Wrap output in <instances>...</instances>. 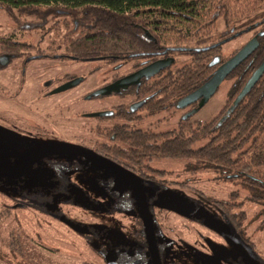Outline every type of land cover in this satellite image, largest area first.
<instances>
[{
    "label": "flooded vegetation",
    "instance_id": "obj_1",
    "mask_svg": "<svg viewBox=\"0 0 264 264\" xmlns=\"http://www.w3.org/2000/svg\"><path fill=\"white\" fill-rule=\"evenodd\" d=\"M262 20L257 19L251 22V18H249L243 21L245 26L242 28H238L239 23L237 25L225 20V29L217 30L216 25L219 36L224 34V37L216 40L217 43L221 41L223 43L213 46L211 50V53L215 51L210 62L213 68L210 73L211 77L222 63L232 58L255 36L259 41V37L264 35V29L259 24ZM247 34L249 36L240 40L241 43L238 46L229 53H223L224 43L240 39ZM216 42L206 46H212ZM252 53L235 69L243 66V68L247 67L244 71H248L249 65L246 67L244 65ZM153 55V57L123 59L118 62L103 60L105 64H114L116 69L111 74L109 70L105 75L108 79L102 82L99 89L138 72L156 60L173 58L171 64L158 73L149 77L144 76L139 81L130 82L122 86L119 92L113 91L105 95L92 96L91 98H99L115 95L117 100L90 112H84L93 118V121L88 122L92 125L88 128L89 135L87 136L78 134L73 139H63L60 136L58 139L43 138L41 142L35 140V137L30 133L12 130L0 124V168L21 164L32 155L50 146L75 144L91 149L94 154L113 161L134 174L138 178V188L95 159L70 153L45 155L32 163L17 177L0 174V187L11 188L10 186L14 183H17L18 187L25 186L27 182L25 176L30 171L32 174L42 175L39 164L44 160V168L52 171L51 180L58 183L56 191H50L49 195H42L38 198L31 197L33 201L29 200L27 204L31 205L37 201L36 203L41 205L40 212L57 221L58 230H62L64 235H68L67 240L63 237L61 245H66V241H71L69 246L76 249L77 252L82 251L75 254V258H78L81 264H264V259H259L255 253V243L248 235V228L244 224L245 219L243 225L240 224L241 213L246 214L247 204L245 202L239 201L233 195L215 197L205 196L203 192L198 196H175L173 192L166 189L167 185L158 179L159 175L155 172L161 169H155L153 164L155 160L140 164L134 159L132 160L130 156L125 161H119L116 157L112 158L111 139L116 137L117 131L113 133L111 131L115 130L116 126H121V129L125 131L124 139L144 135L154 138L155 132L172 130L182 123L193 122L194 113L188 117L187 114L198 108L200 99L185 107H179V101L211 78L181 96L174 106H168L169 98L173 94L169 93L171 91L160 93V89H157L155 85V79L158 78L156 76L159 73L165 72L171 65L181 66V59L178 60L175 54L165 53L155 59V51ZM41 57L44 56L41 54L31 55L26 52L15 53L12 56L1 55L0 69L9 66L16 59H21L19 62L22 67L20 82L27 81L25 66L33 59ZM215 60L218 62L213 64L212 62ZM123 67L125 70L122 71ZM120 69L121 71H119ZM170 70L174 73L181 71V68ZM234 70L227 76L233 82L242 68L237 69L233 76ZM255 70L252 71L250 77ZM75 79L81 78H70L65 83ZM83 80L81 79L80 82ZM65 83H61V85ZM40 85L45 89L43 99L54 95L53 91L61 86H53L51 79H45ZM165 87L170 90L174 85ZM40 100L42 99L40 98ZM161 106L160 109L156 108ZM229 110L232 111L231 107L226 110L222 120L226 119L230 113H228ZM92 113L104 114L92 116ZM165 113L168 115L167 117ZM163 121L164 123L173 122L176 126L159 129L163 125ZM58 127L59 125L56 129ZM134 150L136 149L133 148ZM51 193L56 195H51ZM77 209H80L81 212ZM162 210H166L169 214L167 231L163 228L165 225L160 220V211ZM119 215L121 229L118 230L110 222L111 219H108L109 224H106L99 218ZM16 234L22 242L21 246L26 251V242L23 243L20 233ZM236 237L241 238L244 244H238ZM37 246L45 248L46 245L39 242ZM59 248L61 250V247ZM53 250L52 248L49 251L53 252ZM60 250L56 249L57 252ZM24 256L27 261L25 264H31V260L34 261L27 251L24 252ZM41 257L44 258L42 255ZM46 260L44 259V261ZM73 261L74 259H64L56 264H73ZM47 262L52 263L49 260Z\"/></svg>",
    "mask_w": 264,
    "mask_h": 264
},
{
    "label": "trees",
    "instance_id": "obj_2",
    "mask_svg": "<svg viewBox=\"0 0 264 264\" xmlns=\"http://www.w3.org/2000/svg\"><path fill=\"white\" fill-rule=\"evenodd\" d=\"M0 8L22 32L60 34L62 56L66 58L118 62L153 57L154 51L155 59L162 53L187 54L189 58L181 66L171 65L156 76L160 93L173 94L168 106H174L181 96L211 77L212 47L223 43L216 42L224 37L216 31L221 18L239 23L238 28L244 27L243 21L249 18L251 22L263 19L259 24L264 29V0H0ZM259 41V47L245 62L249 70L237 68L242 71L232 83L226 109L219 115L208 122H186L172 130L155 132L154 138L144 135L124 139L125 131L116 126L111 131H117L111 139V157L125 161L130 156L140 164L157 159L194 160L215 169L222 180L245 178L248 184L264 189V74L222 120L252 71L264 60V35ZM212 42L216 43L206 46ZM39 46L23 41L15 32L0 36V56L26 52L45 57L48 52ZM174 68L183 72L172 73L170 69ZM166 85L174 87L168 90ZM201 141L204 143L195 147ZM260 195L256 193L253 199L259 202ZM244 219L241 213V226ZM21 243L12 232L10 248L24 255Z\"/></svg>",
    "mask_w": 264,
    "mask_h": 264
},
{
    "label": "rangeland",
    "instance_id": "obj_3",
    "mask_svg": "<svg viewBox=\"0 0 264 264\" xmlns=\"http://www.w3.org/2000/svg\"><path fill=\"white\" fill-rule=\"evenodd\" d=\"M225 28V21L221 18L217 22V30ZM14 32L23 41L40 45V49L46 50L50 55L46 53L45 57L33 59L25 66L27 81L20 82L22 67L19 62L21 59H16L9 66L0 69V124L12 130L30 133L35 137V140L41 142L43 138L58 139L60 136L63 139H73L78 134L79 136L89 135L88 128L92 123L88 122L93 121V118L84 112H90L110 104L117 98L115 95L99 98H88V96L97 91L102 82L108 79L105 75L109 70L110 74L114 72L115 65L105 64L102 60L63 57V37L60 34L49 35L40 30L22 32L5 10L0 8V36ZM248 36L247 34L240 39L224 43L223 53H229L241 43L240 40ZM175 56L178 60L181 59V62L189 58L187 54H175ZM121 69L123 71L125 67ZM74 77L84 80L70 89L43 99L45 89L40 83L45 79H51L53 86L57 87ZM232 83L233 80L226 77L210 99L193 114L192 120L208 122L226 109ZM58 125V129H56ZM174 126L176 125L173 122L164 123L163 121V125L159 129H169ZM203 143L204 141L198 142L195 147H199ZM44 163L42 160L39 164L42 175L32 174L31 171L29 174L27 173L25 186L18 187L17 183H14L10 186L11 188L0 187V264L27 263L24 255L11 250V232L20 233L23 243L26 242L25 249L34 260H31V264H56L64 259H74L73 264H81V261L75 258V254L82 251L77 252L75 249V252L74 248L69 246L71 241H66V245H61L63 237L67 240L68 235L66 236L62 230H58L57 221L42 214L40 212L41 205L37 204V201L31 205L27 204L29 200L33 201L32 198L49 195L50 191H56L58 183L51 180L52 171L44 168ZM153 164L155 169L164 170L163 172L156 171L162 174H158V179L167 185L166 189L173 192L175 196H198L203 192L205 196L226 197L233 195L239 201L245 202L247 209L244 224L248 228L249 237L255 243V253L259 259H264V189L248 184V180L245 178L222 180L218 177L219 172L215 169L197 164L194 160L157 159ZM256 193L261 194L258 197L261 199L259 203L253 199ZM51 195L56 194L51 193ZM78 211L81 212L80 209ZM160 213V220L165 225L163 228L167 231L169 214L166 210H162ZM99 218L106 224H109L108 219H111L110 222L116 226L117 230L121 229L120 215ZM121 220L123 221V219ZM39 242L48 248L37 246ZM49 248H53V252L49 251ZM56 249L60 252H57ZM44 259L52 263H48Z\"/></svg>",
    "mask_w": 264,
    "mask_h": 264
},
{
    "label": "water",
    "instance_id": "obj_4",
    "mask_svg": "<svg viewBox=\"0 0 264 264\" xmlns=\"http://www.w3.org/2000/svg\"><path fill=\"white\" fill-rule=\"evenodd\" d=\"M259 45V41L257 36H255L252 40H250L246 45H244L232 58L227 60L226 62L222 63L218 69L215 71L213 76L207 80L202 86H200L197 90L192 92L191 94L187 95L183 99L179 101L178 106L179 107H185L188 104L200 99V103L198 105V108L193 109L190 113L187 114V117L195 113L200 107H202L209 99L210 97L216 92L220 84L224 81V79L241 63L243 62ZM183 49V48H181ZM207 49V48H204ZM173 61V58L168 59H159L155 62L145 66L138 72H135L131 74L130 76L121 78L111 84H109L106 87H103L91 95L88 96V98H91L92 96H98V95H105L109 94L113 91L119 92L120 88L124 85L129 84L133 81H139L140 78L146 76L149 77L153 74L158 73L163 68L169 66L171 62ZM218 61L215 60L212 63L216 64ZM264 73V61L260 64V66L253 72L251 77L246 82L245 86L242 88V90L239 92L238 96L234 100L233 105L231 106V109H233L235 106H237L240 101L247 95V93L252 89V87L256 84V82L260 79V77ZM81 81V79H75L68 83H65L55 89L53 93L61 92L66 89H69L76 84H78ZM230 110L228 111V113ZM104 113H92V116L101 115ZM54 153H70V154H81L85 155L87 157L93 158L96 161H98L101 164H104L114 170L116 173L120 174L130 182H132L136 188H138V178L131 174L129 171L124 169L119 164L107 160L103 157L98 156L97 154H94L93 151L87 147L75 145V144H61L58 146L53 147H47L41 152H38L34 155H32L27 161L17 164L15 166L11 167H4L0 168V174L3 175H11V176H19L22 172H24L32 163H34L39 158L54 154ZM146 215H148V212H146ZM236 242L238 244H244V241L241 238L236 237ZM156 245V244H155Z\"/></svg>",
    "mask_w": 264,
    "mask_h": 264
}]
</instances>
